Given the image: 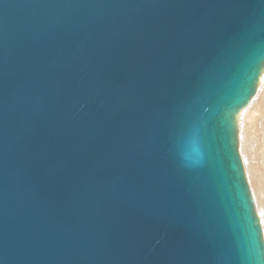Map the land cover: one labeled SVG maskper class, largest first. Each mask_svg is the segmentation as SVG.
<instances>
[{
  "label": "water",
  "instance_id": "1",
  "mask_svg": "<svg viewBox=\"0 0 264 264\" xmlns=\"http://www.w3.org/2000/svg\"><path fill=\"white\" fill-rule=\"evenodd\" d=\"M263 73L264 0H0V264H264Z\"/></svg>",
  "mask_w": 264,
  "mask_h": 264
},
{
  "label": "bare ground",
  "instance_id": "2",
  "mask_svg": "<svg viewBox=\"0 0 264 264\" xmlns=\"http://www.w3.org/2000/svg\"><path fill=\"white\" fill-rule=\"evenodd\" d=\"M239 142L264 230V73L257 94L240 114Z\"/></svg>",
  "mask_w": 264,
  "mask_h": 264
},
{
  "label": "rangeland",
  "instance_id": "3",
  "mask_svg": "<svg viewBox=\"0 0 264 264\" xmlns=\"http://www.w3.org/2000/svg\"><path fill=\"white\" fill-rule=\"evenodd\" d=\"M243 156V155H242ZM247 172V171H246ZM248 176V175H247ZM249 179V178H248ZM249 181V180H248ZM250 183V182H249ZM251 187V186H250ZM252 190V189H251ZM253 192V191H252ZM253 196H254V194H253ZM254 200H255V198H254ZM256 203V202H255ZM256 207H257V205H256Z\"/></svg>",
  "mask_w": 264,
  "mask_h": 264
}]
</instances>
